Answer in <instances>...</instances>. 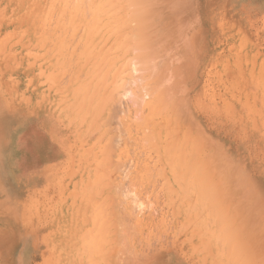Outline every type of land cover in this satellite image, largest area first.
Returning <instances> with one entry per match:
<instances>
[{
	"label": "rangeland",
	"instance_id": "1",
	"mask_svg": "<svg viewBox=\"0 0 264 264\" xmlns=\"http://www.w3.org/2000/svg\"><path fill=\"white\" fill-rule=\"evenodd\" d=\"M3 1L0 264H264V0Z\"/></svg>",
	"mask_w": 264,
	"mask_h": 264
},
{
	"label": "bare ground",
	"instance_id": "2",
	"mask_svg": "<svg viewBox=\"0 0 264 264\" xmlns=\"http://www.w3.org/2000/svg\"><path fill=\"white\" fill-rule=\"evenodd\" d=\"M4 1H5V0H4ZM4 1H3V2H4ZM58 1H59V0H58ZM67 1H69V0H67ZM73 1L75 2V0H71V3H72ZM76 1H78V0H76ZM80 1H81V0H80ZM74 2H73V3H74ZM82 2H83V1H82ZM75 3H76V2H75ZM69 5H70V4H69ZM79 8H80V7H79ZM74 11H75V10H74ZM75 12H77V11H75ZM66 14H67V13H66ZM109 48H110V47H109ZM109 48H108V49H109Z\"/></svg>",
	"mask_w": 264,
	"mask_h": 264
}]
</instances>
